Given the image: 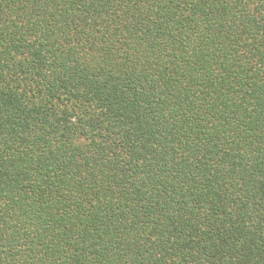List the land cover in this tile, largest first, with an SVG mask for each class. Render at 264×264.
I'll return each mask as SVG.
<instances>
[{
  "label": "trees",
  "instance_id": "obj_1",
  "mask_svg": "<svg viewBox=\"0 0 264 264\" xmlns=\"http://www.w3.org/2000/svg\"><path fill=\"white\" fill-rule=\"evenodd\" d=\"M0 264H264V0H0Z\"/></svg>",
  "mask_w": 264,
  "mask_h": 264
}]
</instances>
